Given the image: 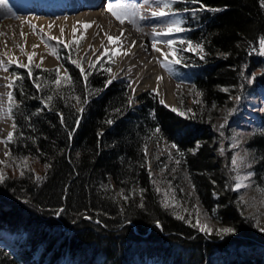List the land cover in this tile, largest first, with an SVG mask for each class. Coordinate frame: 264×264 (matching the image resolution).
I'll return each mask as SVG.
<instances>
[{
    "label": "trees",
    "instance_id": "trees-1",
    "mask_svg": "<svg viewBox=\"0 0 264 264\" xmlns=\"http://www.w3.org/2000/svg\"><path fill=\"white\" fill-rule=\"evenodd\" d=\"M169 11L185 29L175 40L203 48L174 45L181 114L151 93L132 107L129 83L103 61L85 79L72 46H61V71L10 68L0 264H264L263 120L241 143L253 164L248 190H233L230 147L249 97L264 98V55L254 51L264 0H174ZM195 202L233 231H200Z\"/></svg>",
    "mask_w": 264,
    "mask_h": 264
},
{
    "label": "bare ground",
    "instance_id": "bare-ground-1",
    "mask_svg": "<svg viewBox=\"0 0 264 264\" xmlns=\"http://www.w3.org/2000/svg\"><path fill=\"white\" fill-rule=\"evenodd\" d=\"M97 1L58 0L55 4L52 0H10L11 7L16 9L19 15L13 16L11 12L0 8V17L13 16V20L0 25V60L4 61L3 66L8 68L11 64L8 61L14 60L16 56L23 61L33 53L41 52L44 49L43 38H57L50 39L52 41L63 38L68 42L77 35H85V51L93 49L95 53H103L107 49V52L119 53L114 74L118 79H132L133 99H137L141 92L151 90L160 103L163 101L162 105L176 109L174 84L170 80L169 71L161 66L162 63L167 64L168 59L165 58L167 50L158 43L164 34L154 27L160 20L159 16L153 17L148 9L139 10L144 17L139 21V25L148 28L147 30L140 28L137 33H133L126 26H118L102 12L94 11L93 7ZM134 1L140 3L142 0ZM80 5L84 8L79 11ZM29 9L32 13H28ZM84 24L91 26L85 29ZM108 36L118 39L109 42ZM154 41L157 42L156 48L160 51L153 49L151 42ZM34 45L36 47H33ZM45 63L54 65L56 62L47 59ZM9 83L8 73L0 67V141L6 140L12 126L7 111ZM250 116L255 117V120L259 118L257 115ZM254 122L252 120L251 124ZM5 150L6 144L0 143V158L3 157ZM147 166L150 167L149 160Z\"/></svg>",
    "mask_w": 264,
    "mask_h": 264
},
{
    "label": "rangeland",
    "instance_id": "rangeland-1",
    "mask_svg": "<svg viewBox=\"0 0 264 264\" xmlns=\"http://www.w3.org/2000/svg\"><path fill=\"white\" fill-rule=\"evenodd\" d=\"M53 3L57 4L58 0H52ZM63 1V0H61ZM112 6L114 11H117L118 13H121V9L118 8V5H123L124 7H134L138 13V15L136 16V20L137 23L139 24V21L142 20L141 17L142 14H140L139 10H144V9H148L150 10L151 14L153 12H160L161 10L164 11H169V9H162L161 7L157 6L156 0H142L140 3H138V1H134V0H98L94 7L93 10L97 11V12H102L108 19H110L111 21H115L117 23L118 26H126V28L133 32V33H137L138 30L133 27V25L131 23L128 22L127 19H125L124 23H120L115 16H113L111 14V12L106 10L107 6ZM1 9L6 10L7 12H11L13 16H17L19 15L18 11H16V9L11 7L10 4V0H4L3 5L0 6ZM84 7L82 5H80L79 7V11L82 10ZM31 9L28 10V13H32L30 12ZM12 16V17H13ZM11 16H3L0 17V25L2 23H5L8 20H13ZM144 18V17H143ZM160 20L158 21V24L154 27H157V30L161 31L163 34L167 32V24L169 22H171L174 19H177L176 16H165V17H160ZM153 27V28H154ZM141 29L147 30L148 26H140ZM152 28V29H153ZM175 40V33L169 34V35H163V38L160 39V41L158 43H160L162 46L165 47V49L167 50V64L168 67L171 69V71H169V76H170V80L171 82H173L174 84V95H175V102H176V109L175 111H173V109H169L166 106H164L165 108L169 109L170 111L174 112V113H180L179 107H178V103H177V95L180 91L185 89V85L182 83H177L174 81L173 79V63H172V55H169L170 53L173 52L174 50V45L173 48H169L168 45L166 43H163V41H167V40ZM43 44H44V49L41 52H35L32 55V61L31 63L35 64V65H39V67L41 68H57L61 71V65H60V49L61 46L64 47V43H67L70 47H73V52L74 53H78V59H76V63L77 65H80L83 67V69L90 65L93 62H98V61H103L104 64H106L108 66L109 69H111L110 71V75L112 80L114 81H121V82H127L130 85V104L132 107H136L138 106V97L140 95H143L145 93H151L154 94L156 96V94L151 91V90H145L143 92H141L138 96L137 99H133L132 98V79H118L115 74H114V69L116 66V61L117 58L119 56V54H116V52H107V54H105V52L101 53V52H94L93 49H89L88 51H85V43H86V36H78L76 38H74L73 40L70 41H66L62 39H58L57 41H52L48 38H43L42 39ZM58 41H63V43L58 42ZM73 41H75V43H73ZM152 44L154 42H151ZM47 59H53L55 60V64L54 65H48L47 63H45V61ZM13 61H18L20 64L22 65H28L29 61H28V57L25 58L23 61L19 59L18 56L15 57V59ZM12 66L18 67L17 63L13 62L9 65L8 67V76H9V80L10 83L12 82L13 78L10 76L9 74V70ZM114 77V78H113ZM9 83V84H10ZM157 98V96H156ZM158 100V98H157ZM159 102V100H158ZM160 103V102H159ZM161 104V103H160ZM162 105V104H161ZM10 107V101L8 99L7 101V111ZM250 115H257L259 118H263L264 120V98L258 96V95H253L250 96L249 99L247 100V104L244 107V114L242 115V122L237 126V129L234 130L231 141H230V147L231 149L236 150L237 152L234 153V157L237 160V164H236V171H237V176H236V181L234 184V188L236 183L238 182V179H243L244 177H248L247 179H243V184L245 185L244 187H241L239 190H235V191H242V190H248L251 186L253 187V173L251 172V167H252V162L250 160L249 154L247 151H245L244 149H241V143L242 141L250 134L252 133L253 130H257L256 128H254V126L251 125L252 120H255V117H252ZM216 123L218 125V127H221L223 125V121L220 118H217ZM11 124V122H10ZM12 129V126H11ZM10 129V132H11ZM232 159V160H233ZM5 160V152L3 157L0 158V167L2 166L3 162ZM195 209H196V218H195V225L197 222V219L199 220V225L200 226H204L207 225V227L209 229H211V233H214L216 231H218L220 228L219 226L216 224L215 221L212 220V218L208 217L202 210V208L200 207V205L198 203H194ZM198 227V226H197ZM199 228V227H198ZM207 233V232H206ZM210 233V234H211ZM209 234V233H208Z\"/></svg>",
    "mask_w": 264,
    "mask_h": 264
},
{
    "label": "snow or ice",
    "instance_id": "snow-or-ice-1",
    "mask_svg": "<svg viewBox=\"0 0 264 264\" xmlns=\"http://www.w3.org/2000/svg\"><path fill=\"white\" fill-rule=\"evenodd\" d=\"M3 2L4 0H0V6L3 5ZM147 2V0H146ZM172 2H174V0H156V3H157V6L161 7L162 9H171V4ZM189 2L191 3H198L199 0H189ZM118 8L121 9V13H118L117 11H114L112 6H107L106 7V10L111 12V14L113 16L116 17V19L120 22V23H124L125 22V19L128 20L129 23H131L133 25V27H135L137 30H140V25L137 23V20H136V16L138 15L136 9L134 7H124L123 5H118L117 6ZM199 10H204V8L202 7L201 9ZM185 11H188V9H185ZM193 12L197 11V9H192ZM153 17H156V16H160V17H165V16H169V15H172V16H175L177 15L176 12H173V11H164V10H161L160 12H153L151 14ZM141 19H143V17H141ZM91 25L90 24H84V28L87 29L88 27H90ZM34 27V26H33ZM51 27V26H49ZM74 33H75V29L73 30ZM185 31V29L182 27V21L179 20V19H174L172 20L171 22H169L167 24V32L164 33V35H169V34H172V33H178V32H183ZM61 33L63 34V29L61 30ZM154 35H159L157 33H154ZM49 39H57L56 37H49ZM107 39L109 40V42H114V40L118 39V38H113L111 36H108ZM58 42H61L63 43V41H58ZM73 43H75V41H73ZM156 41H154L153 43V49L156 50V51H160V49H157L156 48ZM163 43H166L168 45V47L171 49L173 48V45L174 44H181V45H184V44H187V47L182 49L183 51H198L199 53H202L203 52V48L201 45H196L195 48L193 47L191 41H185L183 39L179 40V41H176V40H167V41H163ZM69 45L67 43H64V47L67 48ZM33 47H36V45H34ZM103 47V45H102ZM21 51L23 52V49H21ZM254 51H257L258 54L260 55H264V38H261L259 40V48L258 49H254ZM105 54H107V49H105ZM116 54H119V53H116ZM169 55H172V63H180V58H178L175 54V50H173L172 53H170ZM167 59V56L165 57ZM28 61H29V64L31 63L32 61V56H28ZM17 63V66L18 67H27V65H22L20 64L18 61H13V60H9L8 63ZM73 63H75V61H73ZM4 65V61L0 60V67H2V70L7 72L8 71V68L3 66ZM78 67H80L81 69V73L84 74V69L82 66L80 65H77ZM90 67H95V62L91 63L89 65ZM162 67H165L166 70H169L171 71V69L168 67V64H165V63H162L161 65ZM37 67H39V65H37ZM58 71V70H57ZM107 71H111V69H107ZM29 76H31V70L29 69V72H28ZM85 75V79L87 78V75ZM66 79L70 80V77H65ZM114 78V77H113ZM158 79H162V78H158ZM55 84L59 85L60 84V79L57 78L55 81ZM107 83H111V80H109ZM7 87L11 88L12 87V84L10 83L9 85H7ZM8 99L9 101L11 102L12 101V93L9 92L8 93ZM49 100H51V97H49ZM161 103H163V101H161ZM45 106L47 107V104H45ZM81 111H83V109H81ZM173 111H175V109H173ZM11 112H12V109L11 107H9L8 109V115H9V118L11 117ZM78 123V122H77ZM108 123H112V121H108ZM15 127V125L13 124V128ZM157 131H159L157 129ZM69 138H71V133L69 134ZM13 139V133H9L6 140H2L0 141V143H5L7 145V143L11 142ZM173 147H175V145H173ZM145 154L146 153V150H145ZM5 155H9V153H5ZM177 163H179V161H177ZM233 165L235 166L237 164V160L234 158L233 159ZM23 174V173H21ZM3 175L0 174V181L3 180ZM248 177H244L243 179H247ZM243 179H238V182L236 183L235 185V188L233 190H239L241 187H244L245 185L243 184ZM157 191H160L159 189H157ZM128 197H124V199H127ZM163 205L164 207H174L175 205L174 204H169V201H168V194L165 193V199L163 201ZM178 219H183L182 216H178L177 217ZM85 219H90V217H85ZM98 222V221H97ZM196 226L199 227V230L202 231V232H207V233H211V229H209L207 227V225H204V226H200L199 225V220L197 219V222H196ZM220 233H223V234H227L231 231H233L232 229H228V228H225V229H221L219 230ZM264 231V230H262Z\"/></svg>",
    "mask_w": 264,
    "mask_h": 264
}]
</instances>
